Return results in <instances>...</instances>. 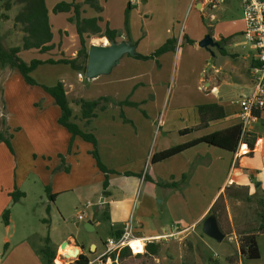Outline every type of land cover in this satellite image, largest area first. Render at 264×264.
<instances>
[{"label":"crops","instance_id":"1","mask_svg":"<svg viewBox=\"0 0 264 264\" xmlns=\"http://www.w3.org/2000/svg\"><path fill=\"white\" fill-rule=\"evenodd\" d=\"M150 1L151 0H140V5L135 9L141 20L139 33L137 35L133 34L128 38L123 33L124 35L117 38L118 41L123 40L130 44L133 47V51H135L133 42L141 35L142 45H144V47L149 45L148 49L146 48L147 53L142 54L150 53L167 38L175 37L173 32L179 23L177 17L179 18L180 14L177 15L174 0L162 2L155 1L154 3ZM222 1L223 0H186L185 6L183 7L184 11L181 13L184 14L187 10L191 11L193 8H197V4L202 5L203 9L198 10L204 12V17L207 16L205 17L207 18V22H209L207 23V28L210 30L205 29L201 23L195 20L192 21V28L198 29L203 34H209L213 41L216 42V45H213L215 50L212 52V55L215 57L212 72L207 75L203 81L199 79L196 82L197 89L202 92V103L193 99L194 94L192 92L182 89L181 93H175L172 96L170 103V100H167L166 103L161 106L163 100H160L157 109L152 111H149L150 109L148 110V108L151 107L150 103L156 101L158 94L163 97L165 86L167 85L166 81L168 79L170 80L173 75L174 67L171 61V55L174 54V52L172 51L162 54L161 57L166 56L167 58L166 62L162 61L163 65L160 63V68H157L156 62L152 59L145 60V62L137 59L135 62L133 60L135 58L128 57L125 52H122L105 71L95 75L86 76L85 73L81 74L73 70V72H76L80 82L84 77L90 79L93 85L100 80L104 81L105 90L96 89L94 91L95 93H93L94 96L90 97L91 99L100 95H108L112 96L115 100H123L128 96L131 101L143 102V107L147 110L146 115L142 113H139V116L136 115V118L139 120L137 122L139 126L134 119V127L131 126L130 123L122 122L119 117V111L116 110L118 107L114 109L115 106L111 105L105 110L97 111L96 116L90 119V123L85 124V120L80 119L78 116V106H73V103H70V107H73L72 109H74V115L76 116L74 120L83 131L92 132L97 139L98 152L102 163L108 169H115L119 172L129 171L134 174L129 176L109 174V184L106 191L102 189L103 177L101 174L103 175V173L100 172L97 167L96 170L90 169L97 177L99 183L97 187H94L92 184L89 185V180L76 183L74 187H69L66 183L65 175L51 176L49 169L51 168V156L46 153L47 151L44 152L42 147L39 149L36 148L35 137L32 132L31 134L26 132V136L20 137L23 135L21 133L22 128L17 127V124L10 123L9 116L12 114V107L6 97L4 98V102H1L2 106H0V128L1 116L4 115V117L6 116L5 122L8 127L7 133L10 134L9 131H14L11 133L10 137V144L13 152L10 153L5 147L4 142H0V241L1 239L8 240L9 243L10 239L13 238V243L26 248L29 260L33 258V262H38L40 264L37 251H41L43 242L47 238L46 227L49 221L46 216L51 218L54 212L62 214L61 212H63L64 208L59 205V199L69 192L74 193V191H77L80 194H78V202L83 201L82 205L90 214L89 219L84 221V224L88 221L92 222L94 230L100 226L101 220L98 217L101 215L100 212H102V204L105 203L107 206L106 219L111 229L109 237L115 235L116 231H121L124 226L130 222L134 229V234L138 237L147 238L146 240H149L148 238H157L162 235H178L179 238H183V241L191 237L192 239H190V241L192 242L193 248L199 249L201 246L209 247L212 245L210 239L213 238L204 234L202 223L208 214L209 208L219 194L224 192L225 187L235 183L237 186L247 187L248 193L251 194L253 177H257L258 182H256L254 186L257 187L261 184V189L264 190V116H259L257 120L250 125L248 132L249 136L255 139L251 153H249L250 149L245 142L242 143H245L247 146L246 152L240 153V146L242 143H239L235 152H231L232 158H230L231 161L229 160L231 164L228 168L231 170L233 164L234 166L230 175L227 168L229 162L227 158H225L226 156H224L227 150L217 147V149H221L220 152H218L215 148L216 146L201 142L167 159L155 162L166 163L165 165L169 167L166 166L167 169L165 171H155L152 169L149 173L146 172L145 179L137 177L140 176L138 173L140 172L139 170L145 163L149 162L150 154L153 152H158L171 146L191 141L234 124H239L238 100L241 96L250 93L253 86L251 77L248 81L244 82H242V80L237 81L236 79L242 77L240 74L241 68L248 67L250 70V67L256 63V51L243 36L244 22L240 0H238V2L241 11V22L236 20L233 21L232 27L228 25L221 27L217 23L213 25L212 22L221 21L217 19L218 13L210 10L218 9V5L222 3ZM125 2L130 10L138 3L137 0H124L117 10L121 15L118 21H111V14H113L114 11L111 7L102 3H100L102 10L98 14L90 13L87 10V6H83L82 16L93 17L98 15L102 18L98 22L101 27H104L107 22L110 28L123 30V4ZM55 4L56 3H51L50 6H48L45 3L51 31L53 28L52 24H54L53 21H56L60 26L58 29L59 35L62 34L60 32L64 31L71 34L74 30L76 33L74 24L67 20L71 15L70 12H60L63 14V20L61 21L51 20L50 15L53 13L52 8ZM154 13L155 15L153 16ZM130 14L131 12L129 11V15ZM173 22H176V26L174 27ZM128 23L130 25L129 18ZM192 36H190L191 40L194 37ZM93 37H97V39L100 38L99 40L101 41L98 43V46L110 45L109 41L104 36L89 34V39ZM56 40L52 31L51 43L54 47L57 46L58 41L56 42ZM155 40L157 41L153 43ZM91 44L92 42L86 44L88 49ZM192 45L193 44H189L188 46ZM219 48H223L226 54H221ZM31 50L32 49H28L27 51ZM52 51L54 50L51 49L48 52ZM229 54L232 55L233 61H226L224 64L221 63V57L229 56ZM161 57L157 58L159 62L161 61ZM46 58L48 57H41V59ZM53 59L57 58L54 57ZM161 68L164 74L157 71V69L160 70ZM129 71L132 72L127 73ZM154 72H156V76H154ZM224 72H229L232 77L236 78H221V73ZM157 73L159 75H157ZM174 74H176V67ZM226 75H228V73ZM63 84L69 99L82 97L79 94L70 97L69 91L74 88L72 81H64ZM135 84H137L138 88L136 87L131 91ZM67 85L70 86L69 89H66ZM111 85H114V87L110 89ZM203 98H205V101ZM46 99L47 98L42 97L41 100L46 102ZM51 101L53 102V100L49 101L50 105L52 104ZM203 103H217L222 105L225 116L211 121L206 128L193 130L188 133H180L184 128L193 127L199 123L197 105ZM122 108L124 115L132 120V117L129 115L131 106L124 105ZM53 112L57 120L59 116V108L57 105L54 106ZM65 136L68 137V135ZM73 141L71 152L67 156L70 162L67 167L73 166L72 164L74 163H71V160L81 165L85 153L86 156H84V159L87 164H90V168H92L94 160L89 154L91 145L89 143L88 146L84 144V148H80L79 141H81V139L75 137ZM258 141H260L259 146L257 144ZM63 143L66 144V140H64ZM221 153H224V155H220ZM73 154H76L75 160L73 159ZM21 158L26 160L29 168L22 177H17L16 170H13V165L16 166ZM39 161L40 164H37ZM255 161H258V164H256ZM37 166L43 170L40 175L33 171ZM134 166H136V168ZM243 169H247L248 172L251 173L252 178L249 176V173L244 172ZM98 173H100V175ZM31 174H35L33 177H36L29 178ZM145 181L151 188L160 187V189L166 190L164 194L161 192H156L155 194L156 198H159L158 203H166L165 210L167 212V217L160 215L153 207L151 203L153 199L150 192H147L146 195L137 197L138 186L141 182ZM156 182L159 183L160 186L157 185ZM46 186L49 192L54 195L52 201H49L47 198L45 193ZM28 187L32 188L34 193L30 194L27 191L29 190ZM16 189H20L19 191L23 192V196L13 201L10 193ZM93 195H96V197H93ZM192 199L197 200L201 207L197 211L196 216L189 219L187 218V213L190 211H187V209L191 207L192 202L189 201ZM95 206H97V209H95ZM47 207L48 211L46 209ZM6 209H9L8 224H4L1 218ZM133 209H135L136 212L134 215ZM171 214L175 215V220L170 222L177 223L178 227L172 228L171 225H168ZM15 222H18L19 230L9 233V226L16 225ZM2 225L4 228H2ZM76 225H79L78 221ZM199 225L200 228H198ZM3 229L4 232H6L5 236L2 235ZM222 232L225 236L226 233L223 230ZM64 239L69 242H74V244L80 248V252L84 254L82 245L75 243L76 241L72 237L67 235L66 237H62L59 242ZM48 240H51L50 236H48ZM58 246L59 243L56 247ZM9 249L8 247L6 252H8ZM54 249L51 250L53 251ZM182 256L184 260L183 264L191 261V257L187 255L186 250ZM192 258H194V256ZM155 259L158 261V258ZM99 262V260H95L93 263ZM162 264H165L163 260Z\"/></svg>","mask_w":264,"mask_h":264},{"label":"rangeland","instance_id":"2","mask_svg":"<svg viewBox=\"0 0 264 264\" xmlns=\"http://www.w3.org/2000/svg\"><path fill=\"white\" fill-rule=\"evenodd\" d=\"M44 1L48 6H50L51 3H58L60 1L70 2L71 0H44ZM76 1L80 2L81 0H76ZM96 1L99 5L100 3H102L104 5H108L109 7H111V9L114 11L113 14H111V18H112L111 21L112 22H114L115 20L118 21L121 15L117 12V10L119 9V5H121L124 0H96ZM151 1L154 3L155 1L162 2L166 0H151ZM174 1H175V10L177 11V15L180 14L179 18L177 17L179 21L178 26L173 32L176 39V45L174 51H172L174 52V54L171 55V61L174 67L173 75L175 76V78L172 75L171 79L170 80L168 79L166 81L167 85L165 86V92L163 93V97H161L160 94H158L156 101L150 103L151 107L148 108V110L150 109L149 111L157 109L160 100H163L161 106L164 103H166L167 100H170L169 101L170 103L172 96L175 93L176 94L181 93L182 89H186L192 92L194 94L193 99L195 101H200V103H202L203 102V100H201L202 92H200V90L197 89L196 82L199 79L203 81L204 78L207 75H209L213 69L215 57L212 55V52H214L215 47L210 46L208 48L206 47L207 49H205V47L199 46L198 44L199 41L207 33L203 34L198 29L192 28V21L195 20L196 22L201 23L205 29L210 30L207 28L208 27L207 23H209L207 22V18H205L207 16L204 17V12L199 11L203 9L202 5L199 4L198 6H196L197 8H193L191 11L187 10L184 14H181L182 11H184L183 7L185 6L186 0H174ZM137 2L138 3L135 6H133L131 10L130 9L128 10V18L130 22V25L129 23L127 24L128 37H131L133 34L137 35L139 33L141 20L137 15L135 9L137 6L140 5V0H137ZM123 5L125 11L127 7L126 2ZM21 6L22 4L17 3L15 0H0V39L2 40L5 46H15V45H20L21 43L23 31L21 30L20 24L15 25L13 22V17L20 10ZM83 6H87V10L92 14L100 13L87 4H82V9ZM129 11L131 12L130 15H129ZM210 11H216V13H218L217 19L218 21H221V22H212L213 25L217 23L221 27H224V25L226 26L228 25L232 27L233 21L236 20L241 22V11L238 0H223L222 3L218 5V9L210 10ZM154 15L155 13L153 14V16ZM50 16L52 21L63 20V14L61 13H55V14L52 13ZM53 23L54 24H52L53 25L52 31L53 34L55 35V38L57 39L56 42L58 41L57 46L53 48L54 51L40 53L38 50L35 49H32L31 51L23 50L22 57L25 60L29 61L31 58L41 59V57H48V58L75 57L76 52L79 48V41L75 31L73 30V33L71 34L68 33L67 31L60 32L62 34L59 35L58 34V29L60 28L59 24H57L56 21H53ZM129 26L131 30L129 29ZM174 26H176V22L175 23L173 22V27ZM190 36L193 37L192 39L193 42L191 43L193 44L192 46H188L190 43L185 41L186 38L190 39ZM96 39L97 37H93L92 39H89V35H88L86 38V44H90L92 42L90 46H96L100 42L99 40L100 38H98L97 40ZM156 41L157 40H155L153 43H155ZM133 46L135 47V51L140 53H147L146 48L148 49L149 45H147L146 47L142 45V38L140 35L139 37L136 38V40H134ZM161 56L162 54L159 55L157 58H160ZM166 58H167L166 56L161 57L160 62L159 59H157L159 62V67L156 65L157 68H160V63H162V61L166 62ZM133 60L136 62L137 59H133ZM143 61L145 62V60ZM221 61H222L221 63L223 64L226 63V61L232 62L233 57L232 55L229 54V56L227 55L221 57ZM175 67H176V74H174ZM157 71H160L161 74H164L162 68L160 70L157 69ZM130 72L132 71H129L127 73ZM80 73L83 74L85 72H80ZM227 73L228 75H226ZM240 74L242 75V77L237 78L236 79L237 81L242 80V82H244L250 79V70L248 69V67L241 68ZM157 75L159 74L157 73ZM30 76L38 84H44L48 86L55 84L57 81H62L63 83L64 81L66 82L72 81L74 88L69 91L70 97L79 94L82 97H77V98L91 99L90 97L94 96L93 93H95L94 91L96 89L105 90L104 81L100 80L98 82H95V84L93 85L90 79L84 77L80 82L76 75V72H73V69H71L69 65L63 63L41 64L30 72ZM154 76H156V72H154ZM220 77L221 78L230 77L231 79L236 78V77H232L231 73L229 72L221 73ZM112 87H114V85H111L110 89ZM136 87L137 84L133 86L131 91L134 90ZM69 88L70 86L67 85L66 89ZM5 97L7 101L10 103V106L12 107V114L9 116L10 123L17 124V127L22 128L21 133L23 135H21L20 137L26 136L25 135L26 132H28L29 134H31L32 132L35 137L36 148L39 149L40 147H42L43 151L44 152L47 151L46 153H48V155L51 156L50 157L51 168H49L51 172V176L65 175L66 176L65 180L69 187H74L76 183L82 181H88V180H89V185L92 184L94 185V187L98 186L99 183L97 177L95 176L93 171H91L93 169L96 170V166L94 163H92L93 167L90 168V164H87L84 159V156H86L85 153L81 165H78L77 163L71 160V163H74L72 164L73 166H69L68 169H64L65 166L69 165L70 163L69 160L67 159V156L71 152V151L69 152V146L70 145L72 146L74 141L70 140L71 137L68 131L63 126L58 124L56 120V115L53 112L54 106L56 105L52 101H51L52 104L51 105L49 104L50 103L49 101L52 99H50L51 97L47 93H45L39 86H31L26 84L23 78L21 77V75L16 70L10 68L9 66H4L0 68V106H2L1 102H4ZM42 97L47 98L46 102L41 100ZM203 99L205 101V98ZM137 103L138 106H131L130 109L131 111L129 112V115L132 117L131 118L132 123H133V119L136 121V123L139 121L136 118V115L139 116L138 115L139 113L147 112V110L143 107L144 104L143 102H137ZM72 105L74 106L75 104L73 103ZM109 105L115 106L111 103H108L107 107ZM116 107L117 106H115V108L114 107L112 108L116 109ZM116 110L119 111V108H117ZM77 111H79V107ZM137 125L139 126V123H137ZM13 131L14 130H11L9 131V133L11 134L13 133ZM65 135H68V137H66ZM64 140H66L67 142L66 144L63 143ZM79 142H80V148H84V144L88 146V142L82 140ZM257 144L259 146L260 141H258ZM5 147L7 148L6 145ZM215 148L216 150H218V152H220L221 149H217V147ZM7 150L9 151L8 148ZM231 154L232 153L228 151H225V155L224 153L220 154L226 156L225 158H227L229 162L227 168L231 164L230 163L231 161L230 158H232ZM75 156L76 154H73L74 160H75ZM89 158L91 159L90 156ZM255 163L258 164V161H255ZM37 164H40V161ZM165 164L166 163L147 162L143 167H141V169L139 170L140 172H138L140 176L137 177H142L144 179L143 177L144 174H146V172L149 173L152 169L155 171H165L167 169L166 168L167 165ZM233 166L231 167V170L228 168L229 175L232 172ZM134 167L136 168V166ZM28 168L29 166L27 165L26 160L22 158L18 161V164L16 166L13 165V170H16L17 177H22ZM33 171H35L39 175L43 172V170L40 169L39 166L34 168ZM98 174L100 175V173ZM34 175L35 174H31L29 178H35L36 176L33 177ZM101 176L104 178L102 174ZM257 180H258L257 177H253L252 180L253 186L251 188L252 191H251L250 200H246L245 198H240V197L237 198L234 196L226 197V201H225L226 214H224L220 218V226L222 230L226 233L223 240L216 241L214 239H210V241L212 242L211 246L209 247L201 246L199 247V249L198 248L196 249L193 248L192 246V242L190 241V239H192L191 237L188 238L189 240L187 239L183 241V238H179L178 235H171L165 240L157 241L160 244V248L158 254L154 257L148 256L145 253V251L139 255L138 254L133 255L130 252V255H127L123 258L117 257L114 260H112L111 258L107 257L103 261L99 260L100 261L99 263H92V264H108L109 262H111L112 264H162V260L164 261L165 264H183L184 260L182 259L183 257L182 254H184L185 250L187 252V255L191 257V261L190 262L188 261V263L185 262L184 264H264V233L255 232V239L259 250L258 258L250 259L240 255L237 247L238 238H239L238 233L240 231L241 232L244 231L245 229L248 230L250 229L252 231H255L256 227L260 222V213L262 211V208L259 199L264 197V191L261 189V184H259L257 187L254 186L256 182H258ZM156 184L160 186L159 183L156 182ZM148 185L149 184L146 181L140 183L137 189L138 190L137 197H140L141 195H146L147 192L148 193L150 192L153 199V201H151L153 207L156 209V211L160 213V215L167 217L166 214L167 212L165 210L166 203L163 204L158 203L159 198H156V194H155L156 192H161L162 194H164L166 190L160 189V187L151 188ZM231 186H237V185L233 183L231 184ZM28 189L29 190L27 191L30 194L34 193L33 192L34 190L32 188L28 187ZM232 190H234L233 187H231L230 191ZM78 194L79 192L74 191V193L69 192L63 195L59 199V205H61V207L64 208L63 212H61L62 214L54 212L51 218L49 216H46V218L49 221V224L46 227V235H47L46 237L48 239V236H50L51 240L50 241L44 240L42 248H44L45 246L49 247L50 249L55 248L53 250L54 258L52 260V264L74 263L75 260L74 257L71 256L64 257L63 254L64 251L60 250L59 246L56 247L58 243L59 245L62 243V241L59 242L62 237H66L67 235H69L76 241L75 243L82 245L84 254L88 257L89 261L94 259L97 255H99L103 251L104 243L109 238L111 229L109 226V222L106 219L107 206L105 205V203L102 204L103 206L101 208L102 212H100L101 215L98 217L101 220L100 226L97 227L96 230L94 229L90 230L87 229L84 224V221L89 219L90 214L88 213V210H86V208L82 205L83 201L78 202V198L80 195ZM96 195H93V197H96ZM189 202H192L191 207L187 209V211L190 212L187 213L186 211V213L188 215L187 218L191 219L196 216V213L201 206H199L200 204L195 199H192ZM95 209H97V206H95ZM135 213H136L135 209H133V215ZM78 215H82L83 218L82 217L78 218ZM174 220H175V215L171 214L168 225H171L172 228L178 227L177 223L170 222ZM77 221L79 222V225H76ZM2 228H4L3 225ZM198 228H200V225L198 226ZM18 230L19 228L17 222L16 225L9 226L8 232L13 233L14 231L17 232ZM2 235L4 236L6 235L4 229ZM70 244L71 247L77 246L72 241L70 242ZM8 247L10 249L8 250V252H6V249ZM37 254L39 255L38 258L40 260V264H47L46 258L43 255V253L41 251L40 252L37 251ZM193 256L194 258H192ZM155 258H158V261ZM33 260H34L33 258L30 260L28 259V253H26V248L20 247L18 246V244L13 243V238L10 239L9 243L8 240L1 239L0 264H39L38 262H33Z\"/></svg>","mask_w":264,"mask_h":264},{"label":"trees","instance_id":"3","mask_svg":"<svg viewBox=\"0 0 264 264\" xmlns=\"http://www.w3.org/2000/svg\"><path fill=\"white\" fill-rule=\"evenodd\" d=\"M17 3L22 4L20 10L14 15L13 22L15 25L20 24L23 35L21 38L20 45L15 46H5L0 39V68L4 66H9L10 68L16 70L26 84L31 86H39L45 93H47L59 108V116L57 122L59 125L63 126L68 133L70 134V140L72 141L75 137H78L82 141L88 142L91 145L89 154L92 156L95 166L97 169L103 173L102 180V189L106 191L108 187V178L109 174H122L125 176L134 175L129 171L119 172L115 169H108L101 161L99 152H98V143L92 132L83 131L78 124L74 121L76 116L74 115L70 103H74L79 107V118L85 120V124L90 123V119L96 116L97 111L105 110L107 104L111 103L119 108V116L121 120L125 123H130L133 125L132 121L128 119L122 110L123 105L127 106H138L137 102H132L128 100V96L123 100H115L112 96H98L93 99H83V98H74L69 99L64 84L62 81H57L53 85H44L38 84L31 76L30 72L33 71L37 66L48 63V64H67L71 69L78 72H85L88 48L86 46V37L89 34L104 36L110 43L118 42L117 38L125 34L128 38V10L127 5L126 10L124 11V27L121 29L110 28L109 24L106 22L104 27H101L98 22L102 19L100 16L95 17H84L82 16L83 9L82 4H87L92 7L97 12L102 10L101 6L97 3L96 0H81L80 2L76 0H71L70 2L60 1L56 3L53 8V13L60 12H70L71 15L67 18L70 23H73L75 30L78 36L79 48L76 52L75 57L66 58L61 57L57 59L47 58H31L29 61L25 60L22 57V51L28 49H37L40 53L48 52L53 49L52 40V31L48 19V11L45 5L44 0H15ZM124 33V34H123ZM87 35V36H86ZM186 42L192 43L191 39H185ZM219 44V43H218ZM176 45L175 37L167 38L161 45L156 47L153 51L148 54H142L136 51L126 52L127 56L133 57L140 60L152 59L156 62V65L159 67V62L157 57L167 51H174ZM220 45V44H219ZM221 54H226L223 48H219ZM197 113L199 116V123L193 127L184 128L180 133H188L193 130L203 129L208 126L211 121L223 118L225 116V111L222 105L217 103H206L197 105ZM143 115H146V112H142ZM258 116H264V110L257 113ZM8 127L5 122L4 115L1 116V129H0V142H4L10 152H13L10 137L11 134L7 133ZM241 125L234 124L229 127L211 132L209 134L203 135L201 137L195 138L191 141L174 145L169 148L160 150L158 152H153L150 155L149 162L155 163L167 159L181 151L196 145L198 143H206L208 145L216 146L222 149H225L230 152H235L239 143L245 142L252 151L254 147L255 139L254 137L249 136V133H246L243 138L241 137ZM71 150V145L69 146V152ZM62 161V160H61ZM64 169H68L65 166ZM244 172H248L247 169H243ZM249 173V172H248ZM249 176L252 178L251 173ZM144 179L146 174H144ZM231 187L234 190L230 191ZM235 187V188H234ZM264 191V190H263ZM45 193L49 201L53 200L54 195L49 192L48 187H45ZM107 193V192H105ZM106 195V194H105ZM10 196L13 201H16L23 196V192L19 190H14L10 193ZM240 197L250 200L251 194L248 193V189L245 186H227L223 193L219 194L217 199L214 201L212 206L209 208L208 215H214L220 230V218L226 214L225 201L226 197ZM262 211L260 213V222L256 227L255 231L245 229L238 233V251L240 255L245 256L250 259H255L259 257V250L255 239L256 233H264V197L259 199ZM48 211V207L46 208ZM2 222L8 224L9 222V211L4 210L2 216ZM121 231H116L115 236H119ZM48 239L46 238V241ZM134 252H137L141 249V246L136 244H131ZM160 244L157 241L147 242L145 245V253L153 257L158 254ZM190 249V248H189ZM41 252L46 258L47 264H52L54 258V252L47 246L41 249ZM127 255H130V250L128 247L122 248L118 255L115 252H112L108 255H103L100 259L103 261L107 257L114 260L116 257L123 258ZM139 255V254H138ZM88 257L83 253H80L79 256L74 260L73 264H88Z\"/></svg>","mask_w":264,"mask_h":264},{"label":"built area","instance_id":"4","mask_svg":"<svg viewBox=\"0 0 264 264\" xmlns=\"http://www.w3.org/2000/svg\"><path fill=\"white\" fill-rule=\"evenodd\" d=\"M240 3L244 22L243 36L256 51V63L250 67L253 89L238 100V117L243 138L249 132L250 125L259 117L257 113L264 110V0H240ZM81 217V215L78 216V218ZM169 236L162 235L146 240L147 238H141L134 234L132 224L129 222L121 230L119 236L113 235L107 239L103 251L96 258L88 261V264H92L95 260H101L103 255L112 252L118 255V252L124 247H128L133 255L142 254L147 242L165 240ZM133 240H140L143 252L133 251L130 244Z\"/></svg>","mask_w":264,"mask_h":264},{"label":"water","instance_id":"5","mask_svg":"<svg viewBox=\"0 0 264 264\" xmlns=\"http://www.w3.org/2000/svg\"><path fill=\"white\" fill-rule=\"evenodd\" d=\"M197 4L196 6H198ZM110 43V42H109ZM199 46L209 47L216 45V42L213 41L209 34H206L200 41ZM133 47L125 41H118L116 43H110V45H101V46H90L88 49L87 63L85 74L86 76H92L99 72L105 71L108 66L114 62L122 52H132ZM87 229H93L91 222L85 224ZM202 229L204 234L213 238L216 241H221L224 238L223 232L220 230L217 220L214 215H208L204 218L202 223ZM69 245L68 240H63L59 245L60 250H64L65 247ZM80 248L73 246V248H68L64 253V257H74L75 259L80 254ZM108 264H112L109 262Z\"/></svg>","mask_w":264,"mask_h":264},{"label":"bare ground","instance_id":"6","mask_svg":"<svg viewBox=\"0 0 264 264\" xmlns=\"http://www.w3.org/2000/svg\"><path fill=\"white\" fill-rule=\"evenodd\" d=\"M95 41V40H94ZM101 41V40H100ZM94 43H96V42H94ZM246 150H247V146L243 143V144H241V146H240V153H244V152H246ZM136 244L137 246H141V249L139 250V251H137V252H143V248H142V244H141V242H140V240H133V241H131V243L130 244ZM68 248H73V247H71V244H70V242H69V245H67L66 247H65V249L63 250L64 251V253L67 251V249ZM63 253V254H64Z\"/></svg>","mask_w":264,"mask_h":264}]
</instances>
